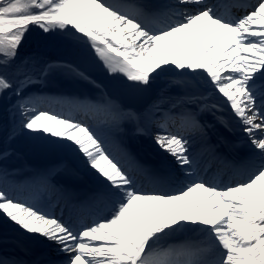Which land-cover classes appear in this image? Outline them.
I'll list each match as a JSON object with an SVG mask.
<instances>
[{"label": "snow or ice", "instance_id": "obj_1", "mask_svg": "<svg viewBox=\"0 0 264 264\" xmlns=\"http://www.w3.org/2000/svg\"><path fill=\"white\" fill-rule=\"evenodd\" d=\"M26 44L34 54H20ZM51 46L64 57L39 54ZM82 63L135 103L109 95ZM57 75L100 94L33 91ZM0 106L7 140L61 157L23 186L0 170V216L53 254L0 264H264V0H0ZM129 134L166 154L159 168L128 151ZM213 134L247 146L225 164L227 181L202 175L206 156L224 163ZM69 161L92 171L94 189L65 218L58 200L42 199L67 191L50 177Z\"/></svg>", "mask_w": 264, "mask_h": 264}, {"label": "bare ground", "instance_id": "obj_2", "mask_svg": "<svg viewBox=\"0 0 264 264\" xmlns=\"http://www.w3.org/2000/svg\"><path fill=\"white\" fill-rule=\"evenodd\" d=\"M157 2H164V0H157ZM62 76L57 75L51 78L46 83H41L33 86V91L40 90L38 92H42L46 96L50 97H65V98H76V97H83V96H90V97H98L100 94V90L96 89H90V87L83 83V80L78 79H72V78H66V83L63 84L61 81H58L56 79H61ZM162 85H164L170 77H162ZM106 91V88L104 89ZM37 93V92H36ZM67 108L71 109V106L68 104H65ZM87 118H90L92 121L94 120L91 117L83 115V119L85 120ZM77 118L82 119V116H77ZM209 122L212 121V117L210 115L204 117ZM96 121V120H95ZM221 131H223L221 129ZM230 140L237 141L238 138L242 135L241 133H236L235 136H231L232 134L224 133ZM213 137H211V143L216 144V136L213 134ZM124 145L128 149L129 152H131L136 160L144 165L147 168L156 169L159 168L162 164L163 157L166 155L165 153H162L158 147L152 142L151 138L149 136H140L135 137L131 134L127 135L124 140ZM0 148H3L0 145ZM23 151L26 152H33V148H27ZM32 150V151H31ZM38 152V150H35ZM216 151H218L221 154H226V152L229 151V154L234 152L231 156H221L220 154L216 153L217 156L222 157L224 160V163H222L220 160H218V165L223 164L225 167V164L234 163L235 160H239L244 156L245 152L247 151V146L243 144L242 142H238L235 147L231 146H225L216 144ZM44 154V153H42ZM23 158H22V156ZM46 156L52 157L53 155L50 153H45ZM210 158H212L211 155H208ZM6 160L0 159V170L6 169L9 171V178L15 181H18L22 186L27 185L33 177H36L43 171H45L47 168L51 167L50 164H38V165H27L26 162H33L35 154L32 153H24V154H18L16 152L10 153ZM234 158V159H232ZM5 159V158H4ZM171 159L170 157L168 158ZM213 159V158H212ZM72 162L69 164L68 168L56 173L55 176L59 178L61 181V186L64 187L67 191L63 194L61 193H52L51 197L49 194H45L43 196L42 202H45L46 200L49 201L51 199V202L59 201L56 205V207L53 209L56 213V215H60L61 211H63V215L65 218L69 215V211L72 210V205L78 201H82L86 199L90 193L94 189V174L90 169H87L86 167L82 165H77V163L72 164ZM208 168H213L207 171L209 173V176L218 174V171H216V167H214L211 163H208ZM225 174H221L224 177L222 179L228 180V177L233 176L232 173L234 172L232 168L225 167ZM31 175V176H29ZM85 177L87 181L82 182V178ZM220 176V175H219ZM91 179V181L89 179ZM74 179V180H72ZM53 185L57 184L50 181ZM67 187L69 189H67ZM179 187V185H177ZM165 190H168L165 188ZM79 193V194H77ZM27 195V191L24 193ZM74 194V195H73ZM194 196H198L199 194H193ZM83 198V199H81ZM65 209H68L67 214L65 213ZM90 222V221H89ZM22 232V230L20 231ZM0 233L3 234L2 237L0 236V240L2 239L4 243L6 244L8 239H12V234L10 233V230L8 228L0 229ZM5 235V236H4ZM24 236H28L29 234L23 233ZM42 239V238H40ZM183 239L176 240L174 243H182ZM29 243V241H28ZM18 250L25 252L23 256H20L19 259L31 262L35 259L50 256V250L46 249L44 245L40 243L34 242L32 245V250L28 249L24 244L17 243ZM3 249V247H2ZM12 252H14V248H12ZM39 250H45V252L37 253ZM16 253V252H15ZM53 255V254H52ZM1 256V255H0ZM12 256V255H11ZM13 257V256H12Z\"/></svg>", "mask_w": 264, "mask_h": 264}, {"label": "rangeland", "instance_id": "obj_3", "mask_svg": "<svg viewBox=\"0 0 264 264\" xmlns=\"http://www.w3.org/2000/svg\"><path fill=\"white\" fill-rule=\"evenodd\" d=\"M22 56L24 55H32L34 54V46L30 45V44H26L24 45L21 53ZM40 55H42L45 58H50V59H56L58 57H64V53L63 51H61L60 49H58L56 46H51L47 49H43L40 51L39 53ZM86 71H88L90 78L94 79L97 81V83H103L104 85V89L107 88L112 85L110 84L107 80L103 79V77H101L100 73L96 70H94L89 63H82L81 65ZM58 81H61L63 84L66 83V78L65 77H61V79H56ZM161 85H162V79L160 81ZM84 85H88L90 87V89L96 90V88L87 83L86 81H83ZM37 93H39L38 91L40 90H35ZM35 92V93H36ZM12 124V119L11 116L9 114L6 113L5 109L0 106V145L3 148H0V152L3 151H7L9 154L10 153H18V154H24V153H32L35 154V157L33 160V162H26L27 165H38V164H42V163H46V164H54L56 163L61 157L53 155L52 157H48L45 155V153H47L43 148H41L38 144L28 141L23 137H17L15 140L9 141L7 140V129H9L11 127ZM33 148V152H26L23 151L22 149L25 148L24 150H26L27 148ZM35 150H38V152H36ZM32 151V150H31ZM44 153V154H42ZM22 156V155H21ZM8 157H6L3 160H6ZM23 158V156H22ZM71 162V161H70ZM72 164H75L72 162ZM71 164V165H72ZM1 165V164H0ZM79 165V164H77ZM2 166V165H1ZM4 169V168H3ZM54 179L55 176H52ZM82 178V182L87 181L85 179V177H81ZM89 179V178H88ZM74 180V179H72ZM91 181V179H89ZM3 228H8L10 230V233L15 237L16 241H8L7 245L9 247L14 248V250H18L17 244H23V242H28L29 244L25 243L26 246H29L28 249H30V246L32 245L31 243L33 242L32 240L26 239L25 237L22 236V234L20 232H18L16 230V226L14 224H12L10 221H8L5 217L0 216V229ZM181 240V239H179Z\"/></svg>", "mask_w": 264, "mask_h": 264}, {"label": "water", "instance_id": "obj_4", "mask_svg": "<svg viewBox=\"0 0 264 264\" xmlns=\"http://www.w3.org/2000/svg\"><path fill=\"white\" fill-rule=\"evenodd\" d=\"M110 93L112 94L114 98H117L124 103H135V100L132 97L118 90L114 85L111 87Z\"/></svg>", "mask_w": 264, "mask_h": 264}]
</instances>
